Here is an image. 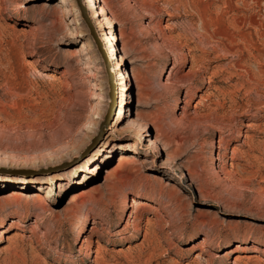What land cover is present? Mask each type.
Wrapping results in <instances>:
<instances>
[{"label":"rangeland","instance_id":"obj_1","mask_svg":"<svg viewBox=\"0 0 264 264\" xmlns=\"http://www.w3.org/2000/svg\"><path fill=\"white\" fill-rule=\"evenodd\" d=\"M82 3L119 100L76 0H0V264H264V0Z\"/></svg>","mask_w":264,"mask_h":264},{"label":"bare ground","instance_id":"obj_2","mask_svg":"<svg viewBox=\"0 0 264 264\" xmlns=\"http://www.w3.org/2000/svg\"><path fill=\"white\" fill-rule=\"evenodd\" d=\"M44 6H48L47 4H45ZM104 15H102L101 13H99L97 15L98 18L102 17ZM100 39L108 53V61H109V67H110V72H111V77L109 76V81H110V88H111V99L114 100V96L115 94L117 95V100H119L122 96V93L125 91V87H127V85H125V74L120 73V65L118 64V51L115 47V45H112L111 42L116 41V38L114 37L113 34H107L105 32L101 33L100 35ZM112 70V71H111ZM113 73V74H112ZM109 75V74H108ZM114 75V77H113ZM120 104V103H119ZM121 106V109L123 108L122 103L119 105V107ZM217 124V123H214ZM222 126H226L224 127V131L222 132L221 138L219 140V156H221L222 158L226 157L228 155V151L230 149L229 146V139L230 137L234 134V132H237V130L235 128H233L230 122L227 123H218ZM230 126L228 129L227 127ZM248 127L250 128V125H248ZM237 134H239L237 132ZM85 148V147H84ZM252 150H256L255 146H251ZM235 149H233V153L232 156H234L235 154ZM231 160H233V157H231ZM138 229V228H137ZM146 236H147V232H146ZM148 238L146 237V240ZM207 238H204V241H206ZM88 241L87 239H85L84 242ZM256 244H261L264 246V239H256L255 240ZM217 248H219V246H217ZM244 258V257H243ZM247 258V257H246ZM240 257H236V262L241 261Z\"/></svg>","mask_w":264,"mask_h":264},{"label":"water","instance_id":"obj_3","mask_svg":"<svg viewBox=\"0 0 264 264\" xmlns=\"http://www.w3.org/2000/svg\"><path fill=\"white\" fill-rule=\"evenodd\" d=\"M76 1L78 3V6L81 9L82 16H83L84 20L86 21V23H87V25H88V27H89V29L91 31V34H92V36H93V38H94V40H95V42H96V44L98 46V49H99V51H100V53H101V55L103 57V60H104L105 65H106L107 73L111 77L108 56H107V54H106V52H105V50L103 48L102 42L100 41V39L98 38V36H97V34L95 32L94 26H93V24H92V22H91V20H90V18L88 16V12H87L85 6L82 3V0H76Z\"/></svg>","mask_w":264,"mask_h":264}]
</instances>
